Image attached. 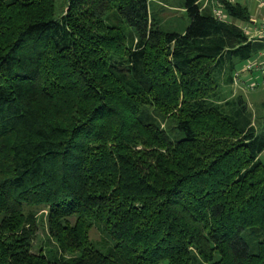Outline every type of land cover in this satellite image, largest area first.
Here are the masks:
<instances>
[{
  "label": "trees",
  "instance_id": "trees-1",
  "mask_svg": "<svg viewBox=\"0 0 264 264\" xmlns=\"http://www.w3.org/2000/svg\"><path fill=\"white\" fill-rule=\"evenodd\" d=\"M150 1L0 0V264H264L247 7Z\"/></svg>",
  "mask_w": 264,
  "mask_h": 264
},
{
  "label": "rangeland",
  "instance_id": "rangeland-1",
  "mask_svg": "<svg viewBox=\"0 0 264 264\" xmlns=\"http://www.w3.org/2000/svg\"><path fill=\"white\" fill-rule=\"evenodd\" d=\"M179 3L181 4V0H153L149 2V11L151 15L157 18L162 29L181 32L188 23L187 17L182 12V9L179 8ZM240 4L247 7L249 16L256 19L255 24L252 25L250 23L251 20L233 21V23H236L240 27H246L251 34L256 37L259 36L254 33V30L259 29V18L260 16H264V9L259 6L258 9L256 3L252 1H244ZM254 48L256 54L250 59H254L255 63L262 68V73L257 69H252L251 72H240L235 84L228 86V89L233 94H240L246 100L248 109L253 117L256 132L260 133L264 129V111L261 107V101L264 95V39L262 42L255 43ZM240 68H237L236 71H239ZM249 85H253V88L249 89ZM259 160L264 163V149L259 155ZM40 212L37 211L38 214ZM45 224L46 222L43 216L36 221V235L32 241L33 251H36L40 245L47 243ZM89 235L93 241L99 239V233L94 228L89 231Z\"/></svg>",
  "mask_w": 264,
  "mask_h": 264
},
{
  "label": "built area",
  "instance_id": "built-area-1",
  "mask_svg": "<svg viewBox=\"0 0 264 264\" xmlns=\"http://www.w3.org/2000/svg\"><path fill=\"white\" fill-rule=\"evenodd\" d=\"M243 2V1H252L256 3L257 8L258 6L260 8L264 9V0H199L198 3L200 4L201 8H208L212 15L218 19V20H227L228 17L227 15L223 12L221 6L223 3H235V2ZM259 9V8H258ZM250 23L252 25L255 24L256 19L254 17L249 16ZM260 23H259V29H255L254 33L258 34L259 36H254L251 34V32L248 30L246 27H241L242 31L245 33V35L248 37L249 40L251 41H258L262 42L264 39V16H260L259 18ZM252 69H257L262 73V68L255 63L254 59H248L242 63V66L239 71H235L233 73V83L235 84L236 78L238 77V74L240 72H251ZM248 88H253V85H249Z\"/></svg>",
  "mask_w": 264,
  "mask_h": 264
},
{
  "label": "crops",
  "instance_id": "crops-1",
  "mask_svg": "<svg viewBox=\"0 0 264 264\" xmlns=\"http://www.w3.org/2000/svg\"><path fill=\"white\" fill-rule=\"evenodd\" d=\"M244 2V1H243ZM252 17V16H251Z\"/></svg>",
  "mask_w": 264,
  "mask_h": 264
}]
</instances>
